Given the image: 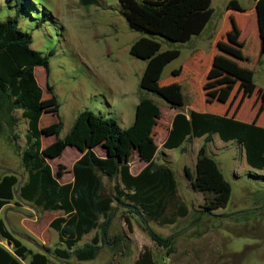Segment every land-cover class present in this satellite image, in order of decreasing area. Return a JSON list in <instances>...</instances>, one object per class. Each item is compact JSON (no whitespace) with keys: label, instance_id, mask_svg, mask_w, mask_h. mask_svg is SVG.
I'll return each instance as SVG.
<instances>
[{"label":"rangeland","instance_id":"rangeland-1","mask_svg":"<svg viewBox=\"0 0 264 264\" xmlns=\"http://www.w3.org/2000/svg\"><path fill=\"white\" fill-rule=\"evenodd\" d=\"M238 7L244 10L241 16L236 15L238 25L244 35H252L255 28L253 0H212V18L200 35L184 44L161 42L159 54H168L170 58L159 65L158 74L152 76L151 61L130 55L131 45L142 34L129 28L119 12L118 0H99V5L88 7L81 6L78 0H0V21L16 17L19 31L31 36L30 48L47 58L48 70L35 67L34 76L39 70L35 79L42 89V98L49 100L55 96L58 111L43 114L39 126L43 129L58 120L63 125L57 137L41 135L42 148L46 149L58 138L63 139L83 111L113 118L121 129L127 130L133 123L139 100L151 99L159 107L160 118L148 139H136L128 134L125 163L131 175H138L147 165L141 159V148L147 140L154 143L157 147L155 161L173 171L178 199L188 209V215L173 225L148 222L147 227L159 236L171 238L167 247L151 240L146 225L138 217L118 208L108 230L109 243H99L94 259L84 262L50 259L49 264H135L144 247L152 251L157 264H264V172L246 164L244 153L236 142L226 143L215 135L206 146V154L214 159L230 184V198L224 208L196 221L203 197L192 189L185 169L193 176L203 138H195L177 149L162 146L173 114L188 113L191 108L199 107L196 102L199 94H194L191 82L210 69L216 70L212 66L216 56V51L210 49L212 38L220 26L222 14ZM243 54L244 61L232 68L239 67L243 73L251 71L250 82L264 89V54L259 57L258 41L252 42L250 47L246 45ZM181 87L186 93L185 89L175 93V89ZM207 100L208 111H224L222 103L215 98ZM253 104L261 106L263 111L264 100L256 99ZM236 115L250 121L264 120V111L256 116L248 108ZM15 116L14 128H4L0 132V179L6 174H15L20 182L19 189L27 178L20 155L26 148L28 127L20 111ZM94 152L106 157L101 147H96ZM83 153L68 146L58 157H45L59 184L73 182V166ZM101 180L107 192L116 183L114 178L102 176ZM13 202L0 214L13 236L35 252L55 247L58 234L49 223L62 212L41 211L27 204L16 207ZM112 206H116L115 202ZM124 217L129 219L130 228ZM96 232L93 230L83 236L77 247L90 242ZM113 237L118 240L112 242ZM0 243L9 246L5 240ZM22 263L27 264V260Z\"/></svg>","mask_w":264,"mask_h":264},{"label":"trees","instance_id":"trees-1","mask_svg":"<svg viewBox=\"0 0 264 264\" xmlns=\"http://www.w3.org/2000/svg\"><path fill=\"white\" fill-rule=\"evenodd\" d=\"M78 1L83 7L99 5V0ZM118 1L119 12L129 28L142 34L131 45L130 55L145 62L151 61L152 76L157 75L159 65L170 58L168 54H159L161 42L169 45L189 42L193 36L202 33L213 14L212 0ZM255 2L260 57L264 54V0ZM30 44L31 36L19 31L16 17L0 21V132L4 128H14L17 111L21 112L28 127L25 134L26 148L20 155L27 178L18 190L20 182L15 174H6L0 179V211L14 201L16 205L26 203L41 211H60L62 215L49 223V227L58 234V244L53 248H43V252L32 251L23 245L7 229L4 220L0 219V241H8L11 245V250L0 245V264H22L26 260L27 264H49L50 259L61 262L71 259L77 262L90 261L98 254L100 242L109 243L108 230L118 208L138 217L157 245L169 246L171 238H162L147 224L153 221L158 225H173L179 218L188 215V209L178 199L173 171L155 161L157 147L148 140L140 151L141 159L147 163L141 172L136 176L131 175L125 163L128 134L136 139H148L160 118L159 107L151 99L141 98L135 107L133 123L127 130L121 129L113 118L83 111L63 139L58 138L43 149L41 135L57 137L63 124L58 120L43 129L39 126L43 114L57 113L58 103L53 95L49 100L42 98V89L35 79L39 70L35 71L34 76V69L43 67L47 71L48 62L47 58L33 51ZM217 50L212 64L216 70L207 72L204 87L207 96L221 103L226 102L233 92L235 96L241 92V96L247 98L254 89V84L250 82L252 72L243 73L239 67L233 69L235 65L222 62L224 54L243 62L242 47L235 42L220 43ZM181 89L185 88H176L175 93H180ZM184 91L186 93V89ZM215 135L223 142H236L244 153L246 164L264 172L263 127L208 112L190 110L188 113L176 114L162 143L164 149H177L195 138H203L193 176L185 169L192 189L203 197L196 221L224 208L230 198V184L224 179L214 159L206 154V146ZM68 146L84 153L73 166V182L59 184L45 157H58ZM96 147L103 149L105 158L94 152ZM102 176L116 179L110 192L105 190ZM114 202L116 206L113 207ZM100 218H103L102 222ZM124 222L130 228L127 217H124ZM93 230L98 232L90 242L77 247L82 237ZM117 240V237L111 239L112 242ZM135 264L157 263L152 251L144 247Z\"/></svg>","mask_w":264,"mask_h":264},{"label":"crops","instance_id":"crops-1","mask_svg":"<svg viewBox=\"0 0 264 264\" xmlns=\"http://www.w3.org/2000/svg\"><path fill=\"white\" fill-rule=\"evenodd\" d=\"M253 3H254V10H253L254 20H253V23H255V28H254L252 35L254 34L255 37H253L252 35H244V33L242 32V29L238 25L237 16L238 15L241 16L242 15L241 12H244V10L239 9V10H235V11H230V10L225 11L221 17L220 26L217 28V30H216L213 38H212V41H211L210 49L212 51H218L217 46L220 43L234 44V42H235L242 47V52H244L246 45L250 47L252 42L258 41L259 52H260L259 26H258V21H257L255 0H253ZM234 12H237V14H234ZM193 53L194 52H192L191 55ZM223 56H224V61H222L223 63L229 64V65H235V66L239 65L240 61L234 60L233 58H231L225 54ZM243 56H245V55L243 54ZM196 78H197V81H194V79H193V82H191V83L194 84L193 90L196 91L195 93L193 91V93L195 95L199 94V96L196 98V102L198 103L199 107H197V108L194 107L193 109L191 108V110H194L197 112H208V113H214V114H218V115H224V116L235 118V119H238L240 121H243L246 123H251V124H254V125H257V126L264 128V120H262L260 122V118L258 121H253V120L250 121V120L244 119L243 117L237 116L235 114V112L241 114L242 111L247 110V108H248V109H251V111L254 115H256V116L260 115L264 111V106H263V111H262V107L254 105L253 102H255L256 99H258L260 102L264 100L263 99V97H264V89L263 88H256V86L254 85L253 91L251 92V94L247 98H243V96H241V94H242L241 92L238 93L236 96H235V93L233 92L230 95V97H228L227 101L222 103V108H224V111H222V112H217L215 110L214 111H208V108H206L207 107L206 104H208L207 98L209 96L206 95V90L204 88L205 82L207 81V73L203 76H196ZM227 106H228V108H227ZM173 115H176V114L174 113ZM173 117L174 116H172V118ZM11 202H13V201H11ZM9 204L5 205L1 209L0 214L3 211V209L6 206H8ZM23 204L26 205V203H23ZM14 205L16 207H21V205H16L15 203H14ZM27 205H29V204H27ZM0 219L3 220V218H0ZM5 243L7 245V241H5ZM0 245H2V244L0 243ZM5 248H7L8 250H11V245L9 244V246L5 247Z\"/></svg>","mask_w":264,"mask_h":264},{"label":"water","instance_id":"water-1","mask_svg":"<svg viewBox=\"0 0 264 264\" xmlns=\"http://www.w3.org/2000/svg\"><path fill=\"white\" fill-rule=\"evenodd\" d=\"M17 189H18V186H17ZM17 191V190H16ZM7 245H9V242L7 241Z\"/></svg>","mask_w":264,"mask_h":264}]
</instances>
